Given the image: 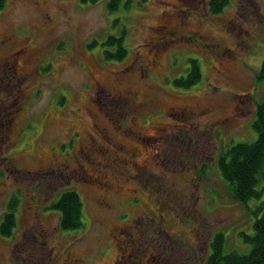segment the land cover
Listing matches in <instances>:
<instances>
[{"label":"rangeland","instance_id":"obj_1","mask_svg":"<svg viewBox=\"0 0 264 264\" xmlns=\"http://www.w3.org/2000/svg\"><path fill=\"white\" fill-rule=\"evenodd\" d=\"M209 1H3L0 221L18 203L0 264H205L217 232L248 251L252 217L217 159L257 138L264 0ZM122 27L126 56L104 61L100 41ZM189 58L200 81L174 85ZM69 189L83 227L66 231L49 207Z\"/></svg>","mask_w":264,"mask_h":264},{"label":"trees","instance_id":"obj_2","mask_svg":"<svg viewBox=\"0 0 264 264\" xmlns=\"http://www.w3.org/2000/svg\"><path fill=\"white\" fill-rule=\"evenodd\" d=\"M3 1L0 0V7L3 5ZM120 1L109 0L108 10H117ZM225 2L226 0H210L209 10L216 13ZM127 3L126 1L124 7L127 6ZM124 35L125 28L122 27L118 35L108 33L104 40L100 41L99 45L104 61H119L126 56ZM97 42L94 40L88 47L96 45ZM262 44L264 49V39ZM11 69L13 70L12 67ZM257 76L259 79L264 78V58ZM200 79L201 73L197 60L189 58L186 75L174 78L173 83L176 86L188 88ZM8 120L5 124H8ZM253 128L257 133L255 141L231 145L220 153L217 159L218 172L226 182L229 194L252 217V232L239 234L249 249L246 253H239L235 250L224 251L223 234L217 232L210 242L205 264H264V199L262 200L264 187L261 186V182L264 180V101L257 105ZM252 200L257 201L256 204L251 205L250 201ZM17 203L18 198L15 196H11L7 202L6 211L0 221V236L2 237H10L12 234L16 222ZM49 208L58 213V224L61 230H77L83 227L82 202L76 191L72 189L62 191Z\"/></svg>","mask_w":264,"mask_h":264},{"label":"flooded vegetation","instance_id":"obj_3","mask_svg":"<svg viewBox=\"0 0 264 264\" xmlns=\"http://www.w3.org/2000/svg\"><path fill=\"white\" fill-rule=\"evenodd\" d=\"M9 67L11 68V66H9ZM88 137H89V142L87 143V145L79 146V148H78L82 152L85 151L84 153H82L83 157H87L88 155H90L91 151L94 149V148H91L90 146L95 140L91 134H88Z\"/></svg>","mask_w":264,"mask_h":264}]
</instances>
